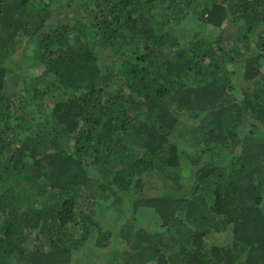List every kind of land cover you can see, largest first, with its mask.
Here are the masks:
<instances>
[{
  "label": "trees",
  "instance_id": "trees-1",
  "mask_svg": "<svg viewBox=\"0 0 264 264\" xmlns=\"http://www.w3.org/2000/svg\"><path fill=\"white\" fill-rule=\"evenodd\" d=\"M262 60L264 0H0V264H264Z\"/></svg>",
  "mask_w": 264,
  "mask_h": 264
},
{
  "label": "rangeland",
  "instance_id": "rangeland-1",
  "mask_svg": "<svg viewBox=\"0 0 264 264\" xmlns=\"http://www.w3.org/2000/svg\"><path fill=\"white\" fill-rule=\"evenodd\" d=\"M61 15H63V16L62 17H58L57 20H59V19H64V20L70 19L68 15H66V17L68 16L67 18L64 17L65 16L64 14H61ZM54 20H56V17L53 18V22H54ZM212 33L214 35H217L218 32L213 30ZM174 34H175V37L177 38V40L179 41L180 44H185L188 41H190L191 36L193 34L192 25L186 22V23H184V25L176 28L174 30ZM19 47L20 48H18V49H21V51H23V50L25 51L26 43L25 44H21ZM22 55H24V54H22ZM22 55H20V54L18 55L17 54L16 56L11 57V59L8 60V63L6 64L11 72H13L15 75L19 76V78L14 79V85L15 86L12 88L11 91L7 92V95H9V96H12L14 92H17V97L24 96L23 88L26 86V84H24V80H22L20 77H22V76L23 77H27V80H30V79L38 77L43 71L42 68L27 67L26 64L21 60L24 57ZM108 64H109V61H104V65H108ZM262 64L264 65V61L263 60H262ZM12 77L15 78L14 75H12L11 78ZM12 80H13V78H12ZM45 80L49 81L50 78L49 79L45 78ZM29 82H27V83H29ZM31 110L32 109L30 108L29 112ZM34 114H36V113L33 111L31 113V116H33ZM31 116H29V118H31ZM248 131H249L248 128L246 130L244 129L245 133H247ZM262 132H264V131H262ZM258 133H259V131L256 132V136L258 135ZM187 139H184L183 137L179 138L178 143L181 145L180 147L186 148V147L190 146V144L186 143ZM183 168H186V165ZM184 175L183 176L185 178L186 177L189 178V176L187 174H184ZM157 182L158 181L156 179L152 180V183L154 185H157L158 184ZM114 215H115V213L110 212L109 210L108 211H104V213L102 215L101 214L99 215L100 216L99 220L103 221V223L105 225L109 224L113 228H117L119 226V225H117L119 222L115 223L114 221H112L113 220L112 218H114ZM126 215H128V214H124L122 216L126 217ZM101 216H102V219H101ZM105 217H106V219H104ZM133 220L136 223L137 228H141L142 227L144 229H147L151 233L155 232L157 230L156 224L154 223L153 219L151 220V218L148 216V214L136 215V216H134ZM226 234L229 235L228 232ZM227 235H224V234H221V235L219 234L218 235L217 234V235H215L214 238L216 239L217 243H221L222 241H224V238ZM116 237L117 236L115 235V238H112L108 248H106V249H95L94 250L95 252H90V251H87V250L79 251V253H76L77 255L73 256V258L75 260H73L74 262L72 264H114L115 262H117V260H115V252L118 249L123 247V242L120 241V239L117 240ZM113 260H115L114 263H112ZM119 263H121L120 260H119Z\"/></svg>",
  "mask_w": 264,
  "mask_h": 264
}]
</instances>
